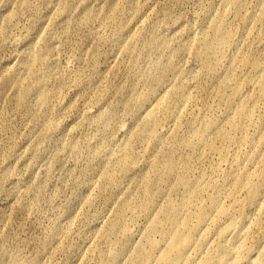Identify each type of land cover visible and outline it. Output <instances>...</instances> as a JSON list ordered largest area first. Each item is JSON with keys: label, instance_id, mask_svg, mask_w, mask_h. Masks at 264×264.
Segmentation results:
<instances>
[{"label": "rangeland", "instance_id": "rangeland-1", "mask_svg": "<svg viewBox=\"0 0 264 264\" xmlns=\"http://www.w3.org/2000/svg\"><path fill=\"white\" fill-rule=\"evenodd\" d=\"M243 214L263 241L264 0H0V264L192 262Z\"/></svg>", "mask_w": 264, "mask_h": 264}, {"label": "bare ground", "instance_id": "bare-ground-1", "mask_svg": "<svg viewBox=\"0 0 264 264\" xmlns=\"http://www.w3.org/2000/svg\"><path fill=\"white\" fill-rule=\"evenodd\" d=\"M156 108L147 112L146 120H152L155 117ZM156 128H154L155 130ZM235 183L238 186V189H241L242 186L251 187L248 181L247 171L244 170L239 174L234 176ZM252 188V187H251ZM253 189V188H252ZM260 188L257 187L252 193L247 197L246 201L243 204V209L246 210L248 204H252L256 199H258L257 190ZM205 221L204 216L199 214L197 216V223L201 224ZM182 223H185L183 220ZM256 223V222H255ZM252 225L254 222H250L245 215L241 216V219L236 225V222H231L228 224L230 229H234V235L231 243H220L216 246L214 251L208 255H201L197 257L194 261L190 262L192 259H188L186 256L181 257V254L172 255L170 253V248L179 244L181 239L179 237L174 238L172 242L169 243L168 249L164 256L168 260L169 264H234L240 260L244 255H249L252 252V248H247L246 243H240L242 239H247L250 237L251 242H256L257 247L254 251V258L250 261L249 264H264V240L260 241L257 239V236L254 237V232H251ZM251 232V233H250ZM206 231L201 232L199 239H195L198 243L197 248L199 249L201 244L208 242L207 237L205 236ZM248 244V243H247Z\"/></svg>", "mask_w": 264, "mask_h": 264}]
</instances>
